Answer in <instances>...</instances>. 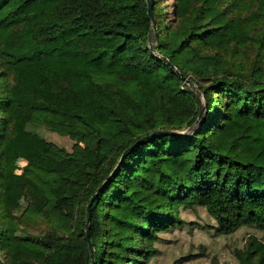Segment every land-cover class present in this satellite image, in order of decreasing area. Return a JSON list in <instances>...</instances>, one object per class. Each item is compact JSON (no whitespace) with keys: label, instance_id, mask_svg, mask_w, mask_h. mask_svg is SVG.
Returning a JSON list of instances; mask_svg holds the SVG:
<instances>
[{"label":"trees","instance_id":"16d2710c","mask_svg":"<svg viewBox=\"0 0 264 264\" xmlns=\"http://www.w3.org/2000/svg\"><path fill=\"white\" fill-rule=\"evenodd\" d=\"M150 4L155 29L147 0H0V264H147L182 208L264 229V0ZM24 193L69 231L20 232ZM236 255L264 264V237Z\"/></svg>","mask_w":264,"mask_h":264},{"label":"rangeland","instance_id":"374dc122","mask_svg":"<svg viewBox=\"0 0 264 264\" xmlns=\"http://www.w3.org/2000/svg\"><path fill=\"white\" fill-rule=\"evenodd\" d=\"M119 72L137 77L143 84L145 91L150 90L149 77L116 64ZM203 102V97L201 96ZM253 132L264 139V123L256 122ZM46 138L58 146L71 150L73 140L68 135H60L45 131ZM26 161L20 157L15 158L9 165L13 172H21ZM18 202L29 219L20 224V232L25 234H38L48 226H56L67 232L70 227L59 218L56 211H32L27 195L21 194ZM180 215L185 222L178 228H172L160 233V240L155 242L158 253L147 264H240L236 251L240 249L250 235L264 237V229L256 226H241L236 231L223 234L217 223L211 218L203 207L182 208ZM63 233V232H62ZM3 257V256H2Z\"/></svg>","mask_w":264,"mask_h":264},{"label":"water","instance_id":"95a60500","mask_svg":"<svg viewBox=\"0 0 264 264\" xmlns=\"http://www.w3.org/2000/svg\"><path fill=\"white\" fill-rule=\"evenodd\" d=\"M148 1V13H149V16L151 17L152 19V25H153V28L155 29V20H154V16H153V13H152V9H151V4H150V0H147ZM169 65L171 67H174V65L172 63L169 62ZM183 79H185V77H183ZM188 84L190 85V87L195 91L196 93V96L199 100V115H198V118L196 120V122L191 126L189 127L187 130H192V128L195 126V125H198L199 122H200V119L202 118V115H203V112H204V103L201 101V93L199 91V88L194 84L192 83L191 81H187ZM170 133H181V134H184L185 131H176V130H169ZM110 176V175H109ZM102 186V184H101ZM100 186V187H101ZM98 191V189L96 190V192ZM95 192V193H96ZM95 193L89 198V201L86 205V209L87 211L89 210V207L95 197ZM86 238H87V241H88V244H89V248L90 250L92 251V244L90 242V239H89V234H88V230H86Z\"/></svg>","mask_w":264,"mask_h":264}]
</instances>
